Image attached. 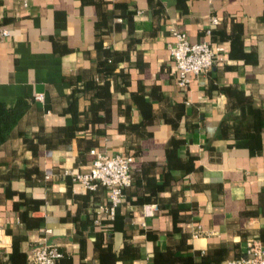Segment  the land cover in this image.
<instances>
[{
    "label": "crops",
    "instance_id": "obj_1",
    "mask_svg": "<svg viewBox=\"0 0 264 264\" xmlns=\"http://www.w3.org/2000/svg\"><path fill=\"white\" fill-rule=\"evenodd\" d=\"M171 27L224 45L184 86ZM0 28V102L22 105L0 142V264H30L41 237L55 264H224L264 247V0H0ZM90 149L131 156L111 219L103 185L63 173L86 171Z\"/></svg>",
    "mask_w": 264,
    "mask_h": 264
},
{
    "label": "built area",
    "instance_id": "obj_2",
    "mask_svg": "<svg viewBox=\"0 0 264 264\" xmlns=\"http://www.w3.org/2000/svg\"><path fill=\"white\" fill-rule=\"evenodd\" d=\"M210 24H215L217 18L210 16ZM210 27L205 29L209 33ZM170 32L173 41L168 43L170 57L176 67V84L179 86L186 85L188 81L187 74H196L215 61L222 59L224 45L222 43L211 45L206 40L189 41L185 33L176 27H171ZM2 35H7L6 28H0ZM36 99H41V93L34 95ZM92 153L91 163L84 172L63 169L71 181L78 182L82 187L93 189L97 184L103 185L107 189V204L99 205L97 210L104 212L108 218H112L115 209L122 197V188L130 183L129 164L131 156L129 154H106L104 152L90 149ZM147 212L156 209L155 204H149L146 207ZM49 228L44 229V233L49 232ZM197 235L196 230L193 236ZM62 255L55 243L45 242L41 237L40 243L32 247L28 254L30 264H55L57 258ZM224 264H264V247L256 240L247 243L246 254L235 258H229Z\"/></svg>",
    "mask_w": 264,
    "mask_h": 264
},
{
    "label": "trees",
    "instance_id": "obj_3",
    "mask_svg": "<svg viewBox=\"0 0 264 264\" xmlns=\"http://www.w3.org/2000/svg\"><path fill=\"white\" fill-rule=\"evenodd\" d=\"M20 102L13 107H7L0 102V142L5 138L13 122L21 111Z\"/></svg>",
    "mask_w": 264,
    "mask_h": 264
}]
</instances>
